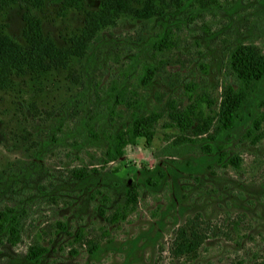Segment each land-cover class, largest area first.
Returning <instances> with one entry per match:
<instances>
[{"label":"rangeland","instance_id":"rangeland-1","mask_svg":"<svg viewBox=\"0 0 264 264\" xmlns=\"http://www.w3.org/2000/svg\"><path fill=\"white\" fill-rule=\"evenodd\" d=\"M101 1L0 8L3 31L23 46L27 11L57 44L52 54L41 46L39 65L0 85V209L14 206L22 217L17 245L0 236V264H264V120L253 125L264 81L216 139L207 138L212 130L164 127L173 102H190L189 88L220 102L236 45L264 54V0H213L206 9L123 0L139 14L117 0L101 10ZM169 28L177 46L154 54ZM152 64L159 68L144 86L139 77ZM117 86L143 97L145 113L164 115L150 143L138 138L115 160L105 132L130 119L123 106L110 119ZM80 167L91 171L76 178L71 170ZM158 169L166 177L146 185ZM132 183L140 184L137 201L112 222ZM34 242L48 248L39 262L26 257Z\"/></svg>","mask_w":264,"mask_h":264},{"label":"trees","instance_id":"trees-1","mask_svg":"<svg viewBox=\"0 0 264 264\" xmlns=\"http://www.w3.org/2000/svg\"><path fill=\"white\" fill-rule=\"evenodd\" d=\"M46 0H0V8L11 4H20L22 6L33 5L41 6ZM51 3L76 5L80 0H49ZM189 3L191 7L206 9L213 0H177L179 8ZM109 1L102 0L101 10L109 6ZM116 6L121 9H129L139 14L138 9L128 7L123 0H117ZM24 20L28 23V28L24 35L29 42V47L23 46L17 39L3 31L0 25V85L6 87L11 82L14 74L25 73L27 68H34L40 64L41 58L35 55L39 48L44 53L56 51L54 39L44 34L42 22L36 16L27 11L24 14ZM87 21V19H86ZM5 27V26H4ZM46 41V42H45ZM45 43L42 45V43ZM178 44L176 33L172 28L167 29L152 44L154 54L171 51ZM36 51V52H37ZM54 51V52H55ZM53 53V52H52ZM51 53V54H52ZM228 67L233 80L223 86L221 100L210 99L207 95H197L194 98L192 90L189 88V100L187 104L178 106L173 102L168 109L169 121L164 123V127L177 128L182 133L193 131L197 136L212 133L207 138L216 139L217 134H225L232 129L237 121L243 116L246 106L252 97L259 91L264 81V54L260 49L252 44L239 43L228 56ZM158 66L156 64L147 65L139 77L142 85L147 86L155 79ZM192 87V85H191ZM260 111L253 118L254 129L260 127L264 120V96L258 102ZM118 106H123L128 110L129 121L123 127H116L105 132L107 140V150L105 151L112 159H119L124 155L125 147L128 144H135L138 138H145L150 143L155 136V127L158 121L164 115L161 111L145 113L146 106L143 97H139L136 91L128 87H116L113 93L110 119L114 115L120 116ZM208 108L210 114H207ZM92 132V130H90ZM195 142V140H191ZM209 150V149H208ZM221 159V158H220ZM91 170L86 167L74 168L71 173L76 178L86 177ZM93 171H96L93 169ZM151 172V171H150ZM144 177V183L149 186H157L161 179L166 177V172L158 169L156 172ZM140 184L132 183L128 186L125 193L124 204L112 215V222L124 218L131 209L133 203L137 201ZM120 210H124L123 213ZM64 228V226H62ZM0 236L11 245H17L22 238V217L14 206L7 205L0 209ZM191 244H183L185 249H189ZM48 252V248L39 244L32 243L28 247L26 257L32 262H39L40 258Z\"/></svg>","mask_w":264,"mask_h":264}]
</instances>
